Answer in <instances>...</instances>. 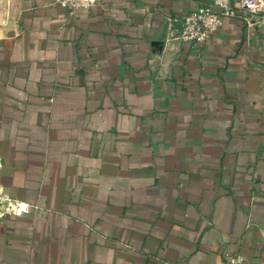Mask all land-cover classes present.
<instances>
[{"label": "crops", "instance_id": "1", "mask_svg": "<svg viewBox=\"0 0 264 264\" xmlns=\"http://www.w3.org/2000/svg\"><path fill=\"white\" fill-rule=\"evenodd\" d=\"M212 1H3L0 264H264V27L166 39Z\"/></svg>", "mask_w": 264, "mask_h": 264}, {"label": "built area", "instance_id": "2", "mask_svg": "<svg viewBox=\"0 0 264 264\" xmlns=\"http://www.w3.org/2000/svg\"><path fill=\"white\" fill-rule=\"evenodd\" d=\"M213 0L208 4H200L197 9L180 17L166 18L167 41H179L188 44H204L223 25L226 17L236 18L247 31L257 33L264 27V0ZM58 7L75 13L80 9H89L96 0H55ZM5 211L8 208L13 214L28 213L30 205L12 202L4 198ZM222 264H247L240 254L224 259Z\"/></svg>", "mask_w": 264, "mask_h": 264}, {"label": "rangeland", "instance_id": "3", "mask_svg": "<svg viewBox=\"0 0 264 264\" xmlns=\"http://www.w3.org/2000/svg\"><path fill=\"white\" fill-rule=\"evenodd\" d=\"M3 1L4 0H0V16H1V12L3 10ZM9 11H11V9ZM1 23H2V21L0 20V24ZM0 206H1V209H2V215L13 214V213H8V212L5 211V208L7 206L5 201H2L1 204H0Z\"/></svg>", "mask_w": 264, "mask_h": 264}, {"label": "bare ground", "instance_id": "4", "mask_svg": "<svg viewBox=\"0 0 264 264\" xmlns=\"http://www.w3.org/2000/svg\"><path fill=\"white\" fill-rule=\"evenodd\" d=\"M7 212H11V210L8 208V211ZM2 215V209H1V206H0V216Z\"/></svg>", "mask_w": 264, "mask_h": 264}]
</instances>
